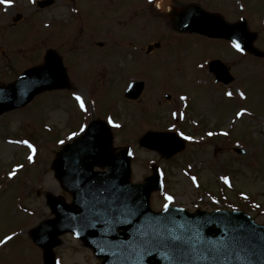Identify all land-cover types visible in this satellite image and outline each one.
<instances>
[{"label":"rangeland","instance_id":"374dc122","mask_svg":"<svg viewBox=\"0 0 264 264\" xmlns=\"http://www.w3.org/2000/svg\"><path fill=\"white\" fill-rule=\"evenodd\" d=\"M35 1L0 4V84L41 64L45 50L54 48L68 66L71 86L44 91L0 115V174L6 175L0 179V240L11 237L0 244V264H42L29 229L52 216L44 194L70 200L50 164L61 141L75 137L78 124L91 117L111 119L115 149L131 145L132 181H141L153 164L160 167L163 189L151 194L153 210L164 204L232 209L250 199L254 209L246 212L264 224V58L237 51L223 38L176 32L165 23V10L153 6L159 0H54L44 8ZM191 1L228 21L243 15L258 33L254 44L264 50V0H169L177 6ZM213 59L224 62L235 80L216 82L208 71ZM129 79L145 82L137 101L123 98ZM147 130L190 139L182 152L164 159L137 144ZM61 239L59 264L99 262L71 233Z\"/></svg>","mask_w":264,"mask_h":264},{"label":"water","instance_id":"95a60500","mask_svg":"<svg viewBox=\"0 0 264 264\" xmlns=\"http://www.w3.org/2000/svg\"><path fill=\"white\" fill-rule=\"evenodd\" d=\"M51 3L52 0L38 2L41 7ZM173 21L178 29L236 40L244 49L264 56L263 51L253 47L256 34L247 30L243 18L228 24L219 15L190 6L175 13ZM222 79L228 82L231 78L224 73ZM67 86L60 58L49 50L43 65L29 68L14 82L0 85V114L24 105L43 90ZM141 89L142 82H135L126 96L136 98ZM111 142L109 128L102 121H93L81 137L64 145L53 160L55 176L72 193L73 201L66 204L63 199L46 194L55 217L31 230L34 242L43 248L44 264H55L52 248L60 243L57 236L65 231H72L97 257H102L101 264H210L195 259L199 250L235 236L244 238L237 247H246L248 252L241 255L251 254V261L232 260L225 264H264V247L260 241L264 236L263 225L241 211L189 213L171 206L167 211H151L150 192L160 189L157 168L142 183H131L129 148L114 154ZM139 144L158 150L165 157L184 148L183 141L175 134L151 131L139 139ZM94 165H106L108 171L93 172ZM172 235L182 236L187 243L170 246ZM176 248L184 255L175 251Z\"/></svg>","mask_w":264,"mask_h":264},{"label":"snow or ice","instance_id":"6c2138e0","mask_svg":"<svg viewBox=\"0 0 264 264\" xmlns=\"http://www.w3.org/2000/svg\"><path fill=\"white\" fill-rule=\"evenodd\" d=\"M12 0H0V4H7V5H11ZM157 7H159V5H157ZM232 46L237 50V51H242L241 48V44L236 41L233 40L232 41ZM227 95L231 96L232 93H227ZM241 95H243L241 93ZM75 99L79 102L80 108L84 109L85 108V104H84V100L82 99L81 96L76 95ZM181 99H184V97H181ZM173 115L175 116L176 114L173 113ZM237 115H241V113H237ZM109 123L111 124L112 121L111 119H109ZM115 127H119V125H114ZM83 130V129H82ZM75 135V134H73ZM181 136H183V133H180ZM208 135H212V133H209ZM184 139H190V137L184 136ZM21 143H27V141H21ZM61 143H63V141H61ZM29 147H31V145H29ZM34 151V149H33ZM131 154V153H129ZM29 160L32 159L31 156L28 157ZM13 173H10V175H12ZM195 177H193V182H195ZM225 183H228V179L227 177L223 178ZM166 199L168 201H172V197L171 196H166ZM164 209L165 211H167L168 209V204L164 205ZM11 237H5L4 240H0V244H4L6 241L10 240ZM172 244L170 246H174L177 244V242L179 243H183L186 244L187 241H184L182 236H175L172 235L170 237ZM244 238L241 236H235L232 237L231 239H225L219 242H215V243H209L208 246L203 247L199 250V255H197L195 257V259L198 260H204V261H209L210 264H225L226 261H251V254L249 255H241L242 252H248V249L246 247H244L243 245H241L239 248L237 247L238 243L240 241H242ZM260 241H261V246L264 247V236L260 237ZM175 251L180 252V255H184V252L178 248L175 249ZM175 259V257H173ZM57 264H59V261L57 262Z\"/></svg>","mask_w":264,"mask_h":264},{"label":"bare ground","instance_id":"6f19581e","mask_svg":"<svg viewBox=\"0 0 264 264\" xmlns=\"http://www.w3.org/2000/svg\"><path fill=\"white\" fill-rule=\"evenodd\" d=\"M168 1L169 0H160V2H159V6L161 7V8H166V6H167V3H168ZM173 9L172 8H168V11H172Z\"/></svg>","mask_w":264,"mask_h":264}]
</instances>
